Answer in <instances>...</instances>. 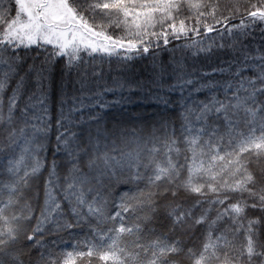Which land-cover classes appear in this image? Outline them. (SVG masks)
<instances>
[{
	"label": "snow or ice",
	"instance_id": "6c2138e0",
	"mask_svg": "<svg viewBox=\"0 0 264 264\" xmlns=\"http://www.w3.org/2000/svg\"><path fill=\"white\" fill-rule=\"evenodd\" d=\"M218 11L212 0L0 3V264H26L32 248H44L40 264H264V48L243 43L264 26V3L246 13L236 5L223 21ZM237 16L223 31L207 23ZM201 28L221 38L226 32L231 44L216 47L230 49L231 58L201 79L173 61L166 91L177 99H153L178 115L161 117L147 136L109 127L108 110L130 96L110 101L115 89L92 91L86 74L73 95L65 91L64 76L86 57L142 59L161 41L166 48ZM176 47L192 57L213 54L212 43L197 40ZM34 48L47 55L19 76L21 52ZM60 63L53 116L48 102ZM120 184L131 187L117 194ZM64 202L74 223L64 219ZM73 227L88 234L71 250L56 251L62 238L45 247L46 232Z\"/></svg>",
	"mask_w": 264,
	"mask_h": 264
},
{
	"label": "trees",
	"instance_id": "16d2710c",
	"mask_svg": "<svg viewBox=\"0 0 264 264\" xmlns=\"http://www.w3.org/2000/svg\"><path fill=\"white\" fill-rule=\"evenodd\" d=\"M7 0H0V3H6ZM89 2H95V0H89ZM213 3H218L219 11L217 12V19L223 21V17L229 16L236 5H231L230 0H212ZM264 3V0H241L239 3L240 12L246 13L252 4L260 6ZM191 25V21L188 22ZM207 23L214 24L216 29L223 31L225 27L231 28L233 24L239 23V16L230 21H224L220 24H216L211 18L208 19ZM264 27V26H261ZM261 27H257L255 31L251 32L243 43L254 50L256 48H264V32L261 31ZM112 32V29H109ZM119 34V30H117ZM190 39L186 40L181 38L180 40H172L169 45L165 48L161 41L160 48H153L151 53L145 58L137 59L133 61L123 62L116 57H113L111 61L107 58L101 60L97 57L95 60H89L86 57V62L81 66L79 70L74 69L70 76L67 74L64 76L63 81L66 84L65 91L68 96L74 94L75 90L79 88L77 80L86 74V78L89 83V87L92 91L97 89L102 90L105 86L114 88V92L107 93L106 99L115 100L121 95L124 97L130 96V101L122 102L121 105L110 108L108 110L107 120L109 127L113 124H117L127 130L129 135L132 134L133 130L137 135L147 136L149 135L154 126L158 127V122L161 117H167L169 119H175L178 115L179 109L166 108L163 103H157L153 97L157 94L168 95L170 99H177V93H167L166 89L170 83L174 82L173 75V61L183 60L186 66V70L193 74L195 79H201L203 73H213L214 68L221 66V62L225 59L231 58L230 49H219L216 45L224 43L229 45L232 42L227 33H224L223 38L218 35L216 31L204 34L203 28H201V34L197 36L195 33L189 34ZM192 40L202 41L203 46L207 47L208 44H213V54L206 58L203 54L199 57H192L186 51H182L177 48V45H182ZM47 55L42 49L34 48L21 52L22 61L21 68L18 69L19 76H24L28 69L35 65L39 67L44 57ZM63 64H57L52 72V88L50 93L49 107L52 115L55 116L59 110V100L61 98V69ZM15 77L13 82L10 84V88L14 87L15 80L19 78ZM213 79H220L218 74L210 77ZM205 78L202 82H206ZM35 76L33 75L29 80L28 91L29 93L35 92L34 88ZM47 83V81H45ZM118 85H123L122 88ZM131 89V91H129ZM47 91V89H46ZM7 94H10V89ZM78 94V93H76ZM200 98L203 99V93L200 94ZM179 126L177 122V127ZM55 129L51 133L50 148L55 147ZM49 159H51V151L49 152ZM46 175V173H45ZM131 186L120 184L114 191L119 194L129 190ZM134 192L135 189L133 188ZM40 197L39 204H43V189L42 186L39 188ZM36 206V201H31ZM65 212L64 219L74 223V219L68 212L67 202L63 203ZM39 214L38 211L36 213ZM35 222L33 221V224ZM53 225H46L47 228H52ZM88 234L87 227H73L66 231H61L58 234H48L46 232L43 240L45 247H48L51 241L56 240L59 242L61 238L66 243L59 244L56 251L62 248L71 250V245L75 244L77 239L83 241L85 236ZM44 251V248L37 250L32 248L29 255L23 257L26 264L30 261L31 264H40V254Z\"/></svg>",
	"mask_w": 264,
	"mask_h": 264
},
{
	"label": "rangeland",
	"instance_id": "374dc122",
	"mask_svg": "<svg viewBox=\"0 0 264 264\" xmlns=\"http://www.w3.org/2000/svg\"><path fill=\"white\" fill-rule=\"evenodd\" d=\"M232 2V6L233 5H239V3H241V0H230Z\"/></svg>",
	"mask_w": 264,
	"mask_h": 264
},
{
	"label": "water",
	"instance_id": "95a60500",
	"mask_svg": "<svg viewBox=\"0 0 264 264\" xmlns=\"http://www.w3.org/2000/svg\"><path fill=\"white\" fill-rule=\"evenodd\" d=\"M209 34V33H208Z\"/></svg>",
	"mask_w": 264,
	"mask_h": 264
}]
</instances>
